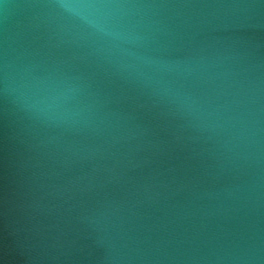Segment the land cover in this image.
<instances>
[{"label":"water","instance_id":"water-1","mask_svg":"<svg viewBox=\"0 0 264 264\" xmlns=\"http://www.w3.org/2000/svg\"><path fill=\"white\" fill-rule=\"evenodd\" d=\"M0 264H264V0H0Z\"/></svg>","mask_w":264,"mask_h":264}]
</instances>
